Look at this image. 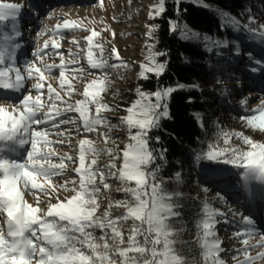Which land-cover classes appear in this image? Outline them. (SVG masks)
<instances>
[{"label": "snow or ice", "instance_id": "1", "mask_svg": "<svg viewBox=\"0 0 264 264\" xmlns=\"http://www.w3.org/2000/svg\"><path fill=\"white\" fill-rule=\"evenodd\" d=\"M172 2L175 17H179L185 0ZM166 4L167 0H159L150 18H163ZM22 11V4L0 0V99L12 100L11 93L22 94L14 106L9 105L12 111L0 106V264H228L221 256L225 252L230 253L235 264H264V231L256 228L254 217L233 213L240 215V220L231 221L236 230L230 239L239 247L234 244L229 250L222 246L224 241L216 230L221 222L217 217L223 218L225 224L229 220L208 204L203 205L196 222L199 259L190 262L178 248L183 243L179 239L183 228L176 226L181 217L178 198L182 193L171 191L166 185L169 180L179 183L182 173L175 171L168 178L160 175L158 161L166 163L168 150L153 146V141L160 144L161 137L152 133L164 130L161 122L171 119L169 104L173 94L199 86L176 82L158 85L154 91L137 87V99L123 109L127 114L119 118V123L113 124L104 113L117 108L104 102L103 93L109 86L107 70L127 67L117 49L112 48L116 63H109L103 55V45L94 40L100 33L93 30L85 37L89 69L100 70L101 74L77 93L72 80L81 79L86 70L70 69L57 50L62 30L78 29L81 25L69 20L57 24L52 32L54 38L44 40L43 47L38 46L32 53L36 59L20 65L18 52L23 31L18 21ZM183 11L186 13L187 9ZM244 11L248 13L247 23L241 22V14L225 11L220 31L229 26L236 32L244 30L258 36L264 45V24H257L250 6ZM167 23L169 35H176L185 43L201 40V33L186 22L168 17ZM159 27L149 28L148 37L155 40ZM208 39L205 34L203 40ZM71 43L79 47V41L73 39ZM147 47V63L141 64L139 77L147 81L151 73L159 81L168 68L169 52L157 50L156 43ZM49 48L61 56L59 64L43 63L44 56L52 54L46 51ZM94 49H99V54ZM69 54L70 63L78 64L80 57L71 50ZM159 57L166 59L161 61ZM57 68L60 88L48 84L45 92V82ZM28 82H32L31 89L26 87ZM73 94L83 98L69 103ZM187 102L194 100L189 97ZM244 104L246 101L241 106ZM251 112L240 119L247 127L264 132V101ZM192 115L203 128L201 114ZM101 128L106 131L101 132ZM116 129L127 130L123 148L119 138L111 135ZM73 132L84 137L77 141L76 155L61 154L54 145L71 148ZM92 133L106 147L98 148L94 140L88 139L87 134ZM53 136L55 140L50 139ZM219 136L223 146L209 143L207 151L195 154L196 161L231 165L242 170L239 175L244 182L256 181L264 187V143L243 132L221 129ZM233 136L243 146L233 145ZM101 154L107 157L106 163L100 162ZM69 172L73 175L69 176ZM112 192L122 193L123 197L114 199ZM102 201L107 204L101 212ZM114 210L120 214L114 215ZM256 249L260 250L253 255Z\"/></svg>", "mask_w": 264, "mask_h": 264}, {"label": "rangeland", "instance_id": "2", "mask_svg": "<svg viewBox=\"0 0 264 264\" xmlns=\"http://www.w3.org/2000/svg\"><path fill=\"white\" fill-rule=\"evenodd\" d=\"M193 1L198 2V0ZM8 2L23 5V11L18 21L23 31L22 47L18 52V64L20 65L25 60L36 59L32 53L38 46L43 47L44 40L52 37V32L57 24L69 20L76 21L81 25L78 29L62 30L63 38L60 40L61 46L57 50L63 54V59L70 69L83 67L86 70L81 79L72 80L77 93L83 92L85 85L101 74L100 70L89 69L86 60L87 41L85 37L90 35L93 30L100 33L94 40L103 45V55L108 58L109 63H116L112 48L117 49L119 57L126 62L127 67L107 70L109 86L108 90L103 93V98L105 103L117 108V111L106 112L104 115L113 124H118L119 118L127 114L123 109L137 99L136 88L141 87L139 83L141 79L139 77L140 66L147 63L146 57L149 55L147 45L155 43V40L147 35L149 28L156 25V19L150 18V13L154 12L159 0H131L130 3L129 0H8ZM250 7L251 15L255 17L257 24H264V3ZM218 11L215 8V12L218 13ZM246 14L247 16L245 14L240 16L242 23L248 22V13ZM219 18L221 22L224 21L225 14L220 13ZM234 33L233 36H229L228 32H224L221 39L215 35H207L209 37L207 41L203 40L205 34L201 33L200 41L203 43L212 41L216 44L223 43V46L225 43L228 45L219 47L213 57L217 61L216 65H219V70L223 73L212 70L210 71L212 77L207 82L200 84V89L208 91L210 100L217 103V106L212 108L214 113L210 114L211 117L208 116L210 119H215L213 125L216 127L215 133L210 136L209 143L223 146V140L219 136L221 129L229 133L243 132L254 141L264 143V132L247 127L245 121L240 119L241 116L252 114L251 110L256 109L264 101V45L261 44L258 36H253L244 30ZM73 39L79 41V47L71 43ZM69 50L80 57L78 64L70 63L72 57ZM46 51L52 53L51 48ZM94 51L99 54V49H94ZM60 60V55L52 53L44 56L43 63L59 64ZM257 61H261V64H257ZM45 75L48 76L47 73ZM69 78L71 77L69 76ZM31 83L28 82L26 87L31 89ZM48 84L59 90L58 68L53 70L51 76H48L45 82V92ZM32 94L33 96L36 94L34 90ZM10 95L12 100L0 99V106L6 107L8 111H12V107L9 105L14 106L15 99L22 94L11 93ZM61 95L64 93L62 92ZM82 98L78 94H73L69 103H74ZM65 99L68 98L65 97ZM242 101H246L243 107L241 106ZM227 104H230L233 109L227 107ZM100 131L103 132L106 129L101 128ZM111 135L114 138H119L120 147L123 148L124 143L127 142V130L116 129ZM81 138L84 137L73 132L71 148L67 145H54V147L61 154L68 152L75 156L77 141ZM87 138L94 140L98 148L106 147L102 139L95 133L87 134ZM50 139L55 140L56 137L53 136ZM232 144L243 146L241 141L234 136ZM99 159L101 163L107 162V157L104 154H101ZM69 167L71 168L72 165ZM187 171L190 174L194 173L192 169ZM205 171L215 178L210 184H201L200 187H196L198 183L190 181V176L186 177L183 182L186 186L196 190L195 195L203 202V205L208 204L209 207L223 212L229 220V223L225 224L223 218L217 217L221 221L217 224L216 230L224 241L222 246L230 250L236 244L230 239L232 232L236 230V226L231 221H239L240 215L234 216L233 213L251 215L254 217L256 228L264 231V187L256 181L244 182L239 175L242 170L233 168L231 165L216 164L213 167H206ZM68 175L71 176L73 173L69 172ZM216 177L220 179L219 182ZM113 186L115 187V182H113ZM246 192H251V195L247 194L246 196ZM253 194H255L254 198ZM111 195L114 199L123 197V194L116 192H112ZM120 195L122 196L120 197ZM28 199L31 202V197ZM106 204L107 201H102L101 212ZM256 239H259V236ZM236 246L239 247L238 244ZM259 250H254L252 254L255 255ZM221 256L228 261V264H235L231 260L229 252L222 253Z\"/></svg>", "mask_w": 264, "mask_h": 264}, {"label": "trees", "instance_id": "3", "mask_svg": "<svg viewBox=\"0 0 264 264\" xmlns=\"http://www.w3.org/2000/svg\"><path fill=\"white\" fill-rule=\"evenodd\" d=\"M262 3L264 0H198V2L185 0L181 4L180 16L175 17V5L172 0H167L166 14L163 18H156L155 20L156 25L160 26L155 38L157 50H167L170 55V62L165 74L159 78V81L151 73L148 74L149 79L147 81L140 79L139 83L142 90L154 91L158 85L167 86L176 82L199 86L198 89L185 88L174 93L169 104L171 119L161 122L162 129L166 131L156 130L152 133L153 136L159 135L161 137L160 144L156 145L153 141V146L168 150L166 163L158 161L161 164L160 175L168 178L175 171L182 173V179L179 183L175 180H169L166 187L171 191L182 193V196L178 198V203L182 205L179 209L181 217L178 218L179 223L176 226L183 228V232L179 236L183 243L179 244L178 248L182 250L190 262L199 259L200 248L195 243V234L196 222L202 213L203 202L195 195L196 190L186 186L183 180L190 176V181H196L198 183L196 187H200L201 184H210L215 179L207 174L205 168L216 166V163L206 160L196 161L195 154L207 151L210 136L215 133L216 127L213 125L215 119H210L208 116L214 113L212 108L216 107L217 103L210 100L208 91L200 89V84L207 82L212 77L210 74L212 70L223 73L219 70V65H216L217 61L213 57L216 50L224 46L223 43H219L221 44L219 45L212 43V41L185 43L176 35H169L167 20L168 17L177 18L186 22L194 31L208 36L215 35L221 39L224 32L233 36L235 31L232 30L231 26L227 27L224 32L220 31V13L225 14V11H228L230 14L239 13L241 16L244 14L247 16L244 11L246 7ZM215 8L219 10L218 13L215 12ZM184 9H187L186 13L183 11ZM235 36L238 37V35ZM181 53H183V57ZM158 59L163 61L166 58L159 57ZM186 60L190 62L186 63ZM189 97L193 98V103L187 102ZM226 106L233 109L230 104ZM193 112H198L203 117V128L198 126L197 121L193 118ZM190 169L194 170V173H187V170ZM216 180L219 182L220 179L216 177ZM247 194L251 195V192H246V196ZM113 214L119 215L120 213L114 210Z\"/></svg>", "mask_w": 264, "mask_h": 264}]
</instances>
